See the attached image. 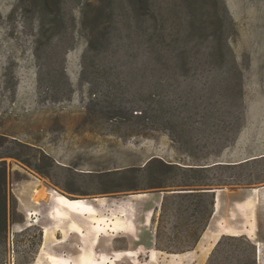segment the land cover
<instances>
[{
	"label": "rangeland",
	"instance_id": "1",
	"mask_svg": "<svg viewBox=\"0 0 264 264\" xmlns=\"http://www.w3.org/2000/svg\"><path fill=\"white\" fill-rule=\"evenodd\" d=\"M1 160L0 264H264V0H0Z\"/></svg>",
	"mask_w": 264,
	"mask_h": 264
},
{
	"label": "trees",
	"instance_id": "2",
	"mask_svg": "<svg viewBox=\"0 0 264 264\" xmlns=\"http://www.w3.org/2000/svg\"><path fill=\"white\" fill-rule=\"evenodd\" d=\"M216 165H221V164H216ZM214 165V166H216ZM204 167H200L198 169H203ZM5 184H6V166H5V161L1 160L0 161V232H5L6 228H7V209H8V195L6 192V188H5ZM195 185V184H192ZM197 185V184H196ZM198 185H220L217 183H198ZM207 188H194L192 192H188V193H176V194H198V193H209L207 191H205ZM212 193V200L211 203L212 205L214 204V197H215V192H210ZM164 205V200L162 202V206ZM205 228H202L201 231H198V233L196 234L195 237V241L194 244L197 243L198 239L200 238L201 233L204 231ZM223 237V236H222ZM222 237L217 241V245L220 243V241L222 240ZM233 238V237H232ZM244 239V238H242Z\"/></svg>",
	"mask_w": 264,
	"mask_h": 264
},
{
	"label": "bare ground",
	"instance_id": "3",
	"mask_svg": "<svg viewBox=\"0 0 264 264\" xmlns=\"http://www.w3.org/2000/svg\"><path fill=\"white\" fill-rule=\"evenodd\" d=\"M42 192H43V188L42 187L38 188L34 192V194L32 196V200L34 202H37L39 200V198L41 197ZM59 196L64 201H67L68 205L70 207L74 208L75 210H79V211H81V210H88V209H90V207L93 206L92 204H90L92 202L90 200H88V199H83L82 198V199L70 200V199L65 198L63 195H60L59 194ZM107 202H108V200H106L104 198H102V199H95V203L98 204V205H100V206L103 205L104 203H107Z\"/></svg>",
	"mask_w": 264,
	"mask_h": 264
},
{
	"label": "crops",
	"instance_id": "4",
	"mask_svg": "<svg viewBox=\"0 0 264 264\" xmlns=\"http://www.w3.org/2000/svg\"><path fill=\"white\" fill-rule=\"evenodd\" d=\"M187 191H189V192H192V191H194L193 189H190V190H187ZM205 191H207V192H213V191H209L208 189H206ZM183 193H188V192H183ZM217 210V200H216V196L214 197V204H213V212H212V216H213V214L215 213V211ZM210 229V226L209 227H207V229L204 231V233H203V236L201 237L202 239L208 234V230ZM225 234V233H224ZM200 238V239H201ZM200 240L198 239V241L197 242H199Z\"/></svg>",
	"mask_w": 264,
	"mask_h": 264
},
{
	"label": "water",
	"instance_id": "5",
	"mask_svg": "<svg viewBox=\"0 0 264 264\" xmlns=\"http://www.w3.org/2000/svg\"><path fill=\"white\" fill-rule=\"evenodd\" d=\"M187 190H190V189H179V190H174V191H170L171 193H183V192H189ZM209 191H216L217 189L216 188H211V189H208Z\"/></svg>",
	"mask_w": 264,
	"mask_h": 264
}]
</instances>
